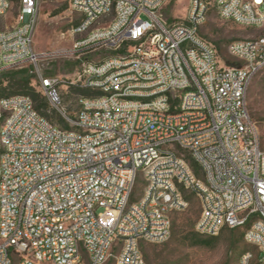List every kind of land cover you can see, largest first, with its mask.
Segmentation results:
<instances>
[{
    "label": "built area",
    "instance_id": "1",
    "mask_svg": "<svg viewBox=\"0 0 264 264\" xmlns=\"http://www.w3.org/2000/svg\"><path fill=\"white\" fill-rule=\"evenodd\" d=\"M40 1L19 0L4 26L13 0H0V73L37 65ZM167 1L70 0L79 74L36 69L55 106L62 86L99 92L78 95L69 127L28 95L0 98V264H146L143 245L170 239L186 192L202 203L197 232L243 228L257 252L241 264H264V149L248 106L264 33L232 41L239 64H222L201 31L208 4L190 0L185 21L169 22ZM214 2L222 19L264 28V0Z\"/></svg>",
    "mask_w": 264,
    "mask_h": 264
},
{
    "label": "rangeland",
    "instance_id": "2",
    "mask_svg": "<svg viewBox=\"0 0 264 264\" xmlns=\"http://www.w3.org/2000/svg\"><path fill=\"white\" fill-rule=\"evenodd\" d=\"M209 6L208 18L202 25V33L210 41L220 46L221 63L236 61L229 52L232 41L240 38L256 37L264 33V28L247 27L233 21L222 19L215 6L214 0H204ZM65 6L67 9L60 11ZM190 6V0H168L160 9V14L169 22L185 21ZM58 12V13H57ZM19 14V0H13V6L3 21L4 26L16 23ZM81 19V14L73 10L70 0H41L39 21L34 36V47L40 54L37 65L30 67L31 86L47 101L48 107L44 114L52 122L63 127L69 124L68 117H75L80 109L78 93L72 87L62 86L60 89L61 102L55 106L48 98L38 79L36 69L43 75L57 76L66 80L76 78L80 70V60L73 53L76 39L81 37L74 31L75 24ZM107 20H104L105 22ZM98 59V57L96 58ZM14 70L19 68H12ZM6 69V70H12ZM0 73L1 82L5 75ZM8 82L4 81V86ZM16 86L6 87L3 94L14 91ZM248 106L252 118L256 121L264 149V75L258 74L251 83L248 95ZM144 187V179L139 176L132 200H138ZM189 206L186 210L173 214L172 235L163 243H145L143 252L146 264H241L244 251L257 252L256 246L249 244L244 238V229L224 228L215 236L210 245L195 243V225L200 217L202 203L193 193L186 192ZM17 264V260H14ZM106 264H115L110 260Z\"/></svg>",
    "mask_w": 264,
    "mask_h": 264
},
{
    "label": "trees",
    "instance_id": "3",
    "mask_svg": "<svg viewBox=\"0 0 264 264\" xmlns=\"http://www.w3.org/2000/svg\"><path fill=\"white\" fill-rule=\"evenodd\" d=\"M67 8H68V6H65L60 11H63ZM81 19L75 24V27L81 22ZM216 45H217V48L219 50L220 46L218 44H216ZM227 63L228 64H239V62H237V61H234V62L227 61ZM29 72H30V67H23V68H19L16 70H14V69L6 70V72H4V75H5L4 81H7L8 84H7V86H4V81L1 82L0 98L5 97V96L18 95V94L28 95L32 98L36 109L42 115L47 117L43 112V110L48 107L47 101L42 100L40 95L34 91L33 87L31 86V76L29 75ZM11 86H16L19 89H16L14 91H10L6 94H3V91H5L6 87H11ZM72 88L79 95H93V94L99 93L98 91H93V90L84 89V88H77V87H73V86H72ZM65 126L69 127V124H65ZM193 236L195 237V243L201 244V245H210L212 239L215 237V236L203 235L197 231H196V233L193 234Z\"/></svg>",
    "mask_w": 264,
    "mask_h": 264
}]
</instances>
